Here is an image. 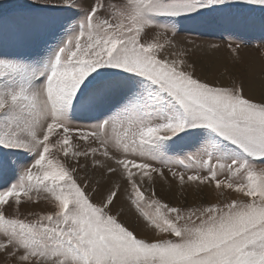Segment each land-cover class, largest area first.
I'll list each match as a JSON object with an SVG mask.
<instances>
[{
    "label": "snow or ice",
    "instance_id": "obj_1",
    "mask_svg": "<svg viewBox=\"0 0 264 264\" xmlns=\"http://www.w3.org/2000/svg\"><path fill=\"white\" fill-rule=\"evenodd\" d=\"M27 8L51 35L0 42V264H264V95L197 75L174 39L231 15L264 27V0Z\"/></svg>",
    "mask_w": 264,
    "mask_h": 264
},
{
    "label": "rangeland",
    "instance_id": "obj_2",
    "mask_svg": "<svg viewBox=\"0 0 264 264\" xmlns=\"http://www.w3.org/2000/svg\"><path fill=\"white\" fill-rule=\"evenodd\" d=\"M116 2H122V0H116ZM28 3L29 0H0V4L5 5L0 9V42L7 43L9 50H11L13 30L22 24L39 31L41 39H50V30L31 21V13L27 8ZM8 5L14 7H7ZM229 33H232V35H229ZM174 39L178 47L193 49L191 59L196 61L197 75L202 78L206 77L210 82L219 79L223 85L230 84V76L235 75L244 79L246 94L250 85L251 89H260L257 98L264 95V27L261 25L258 12L247 16H226L217 23L190 24L187 26V30L180 32ZM230 42L234 46L236 44L240 45L238 59L227 49L226 45ZM212 44H218L220 47L213 49L210 47ZM35 48L36 44L34 43L29 50H35ZM257 166L264 167V165L259 164ZM157 191L158 193L166 192L167 185H164L163 189L160 185H157ZM175 194L176 189L173 188L172 193L165 198L172 203H176ZM228 195V193H225V198ZM216 198L215 193H206L204 202H210ZM187 199L189 204L201 202L199 198L191 193ZM43 207H46V202L41 201L39 208ZM39 208L36 210H39ZM120 208L124 210V219L129 222L135 219L130 212V205L123 196L117 201L114 211ZM28 211V205H23L20 209L21 215L26 214ZM8 214H15L14 209H9ZM138 234L151 236V230L146 229L141 222Z\"/></svg>",
    "mask_w": 264,
    "mask_h": 264
},
{
    "label": "bare ground",
    "instance_id": "obj_3",
    "mask_svg": "<svg viewBox=\"0 0 264 264\" xmlns=\"http://www.w3.org/2000/svg\"><path fill=\"white\" fill-rule=\"evenodd\" d=\"M256 85V84H255ZM257 87V86H256ZM252 94L254 95L255 98H257V95L260 92V89L256 88V89H251ZM262 92V91H261ZM248 93V91H247ZM261 95V94H260ZM258 99V98H257Z\"/></svg>",
    "mask_w": 264,
    "mask_h": 264
}]
</instances>
